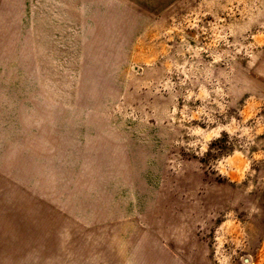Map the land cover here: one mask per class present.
Wrapping results in <instances>:
<instances>
[{
  "label": "rangeland",
  "instance_id": "1",
  "mask_svg": "<svg viewBox=\"0 0 264 264\" xmlns=\"http://www.w3.org/2000/svg\"><path fill=\"white\" fill-rule=\"evenodd\" d=\"M0 264H264V0H0Z\"/></svg>",
  "mask_w": 264,
  "mask_h": 264
}]
</instances>
